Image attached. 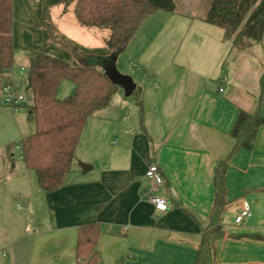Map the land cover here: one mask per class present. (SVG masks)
<instances>
[{"label":"crops","instance_id":"1","mask_svg":"<svg viewBox=\"0 0 264 264\" xmlns=\"http://www.w3.org/2000/svg\"><path fill=\"white\" fill-rule=\"evenodd\" d=\"M44 2L54 27L70 24L62 35L70 43L105 46L93 40L100 30L78 21L74 2ZM204 17L177 7L142 22L138 37L116 59L117 67L130 48L126 74L135 76L137 94L125 97L120 88L108 107L87 118L70 172L53 192L39 187L19 151L17 164L7 149L30 135V111L20 114L29 108L0 106V157L11 153L7 165H0V264H75L77 230L92 223L100 227L95 249L101 264H193L209 225L216 163L233 148L230 130L238 112L256 109L264 71V34L258 44L231 50L223 30ZM33 19V0H12L14 62L1 84L13 82L21 92L27 91L28 54L42 43ZM72 57L82 59L77 51ZM63 82L57 92L62 96L73 89ZM152 164L162 174L165 212L155 211L143 194ZM224 181V236L211 244L210 264H264V239L250 237L264 238V126L252 150L227 161ZM244 205L250 215L235 224Z\"/></svg>","mask_w":264,"mask_h":264},{"label":"trees","instance_id":"2","mask_svg":"<svg viewBox=\"0 0 264 264\" xmlns=\"http://www.w3.org/2000/svg\"><path fill=\"white\" fill-rule=\"evenodd\" d=\"M78 21L109 35L103 48H82L59 36L50 20L44 0H33V27L42 33L40 47L28 54L27 90L33 96L29 109L34 131L18 142L20 156L36 174L39 187L49 193L63 186L70 172L74 152L88 117L109 106L120 88L111 83L104 72L84 58H107L123 51L138 34L142 22L152 13H175L177 0H70ZM204 22L223 30L231 50L238 51L258 44L264 34V0H212ZM12 0H0V87L2 74L11 69L14 50L11 36ZM71 48V49H70ZM82 59L76 62L72 52ZM62 81L73 85L62 99L57 92ZM260 94L253 112L240 110L230 130L234 145L226 158L216 163L213 175L214 202L209 225L204 230L193 264H210L211 244L224 236L221 215L227 205L225 171L227 161L240 150H252L257 132L264 126L260 113V97L264 92V71L259 80ZM137 91L133 93L136 95ZM100 227L85 224L77 230L75 264H101L96 252ZM252 238L264 239L257 234Z\"/></svg>","mask_w":264,"mask_h":264},{"label":"built area","instance_id":"3","mask_svg":"<svg viewBox=\"0 0 264 264\" xmlns=\"http://www.w3.org/2000/svg\"><path fill=\"white\" fill-rule=\"evenodd\" d=\"M19 71L24 72V69L21 68ZM221 81L223 83L224 79ZM32 105L33 96L30 91H19L18 85L13 82L4 83L0 87V106L8 108L13 112H17L21 107L30 109ZM15 149L19 152L21 150L19 145H16ZM145 178L148 182L143 192L146 199L152 204L155 211H167L169 208V200L168 197L162 193L163 178L159 167L156 164L150 165L145 172ZM249 215V210L247 206L244 205L235 217L234 223H242V221Z\"/></svg>","mask_w":264,"mask_h":264},{"label":"rangeland","instance_id":"4","mask_svg":"<svg viewBox=\"0 0 264 264\" xmlns=\"http://www.w3.org/2000/svg\"><path fill=\"white\" fill-rule=\"evenodd\" d=\"M211 2H212V0H190V2L189 3H187L186 1H184V0H177V7H178V9H180V10H188L189 11V13H195V14H198V15H206V13L208 12V10H209V8H210V5H211ZM189 5V6H188ZM56 27V26H55ZM56 30H57V33H59L61 36L62 35H65V34H63V33H67L68 31H71L70 30V24L69 23H62V25H61V28H59V27H56ZM108 34H109V32L107 31V30H103V31H98L97 33H96V35H94V39L93 40H96V43H99L101 46L100 47H103L104 45H105V43H104V39H106L107 37H108ZM140 36V35H139ZM66 38H67V36H65ZM137 37H138V34H137ZM136 37V38H137ZM71 49V48H70ZM74 53H75V51H73ZM131 50H130V48L128 47V49L125 51V52H123L122 54H121V56H120V58H119V61H118V63H117V69H118V71L121 73V74H124V75H128V74H126V73H129V72H127V70H126V66H127V64H130L131 63V60H132V58H128V56H131ZM134 56H135V54H134ZM85 60H87V59H85L84 58V61ZM25 72L27 73V68H25ZM128 76H130V75H128ZM132 79H133V81L135 82V80H136V78H135V76H130ZM63 83H68V84H71V83H69L68 81H64ZM68 95V94H67ZM67 95H64V96H62L61 95V93H60V91H59V93L57 94V97L58 98H60V99H62L63 97H65V96H67ZM130 98H133L132 96H130ZM25 113H29V110H27V109H22L21 110V112H20V114L22 115V116H24L25 115ZM28 117H29V119H28V121H26V122H28V124L32 127V130H31V132H29L30 134L31 133H33V131H34V123H33V117H32V115L31 114H28ZM29 135V134H28ZM0 151L2 152V149H1V146H0ZM12 154L14 155V159H15V162L17 163V164H19L21 161H20V158H19V152L15 149V148H12ZM10 151V152H11ZM7 151H6V154L4 155H2V158L0 157V165L1 164H3V162L2 161H4V163L6 162V164L5 165H7V161H8V158L10 157V154L11 153H8V157L6 156L7 155ZM1 154V153H0ZM2 166V165H1Z\"/></svg>","mask_w":264,"mask_h":264},{"label":"water","instance_id":"5","mask_svg":"<svg viewBox=\"0 0 264 264\" xmlns=\"http://www.w3.org/2000/svg\"><path fill=\"white\" fill-rule=\"evenodd\" d=\"M116 59L117 54L107 58L87 57L85 64L99 67L111 83L122 89L125 97H130L136 89V84L130 76L121 74L118 71ZM78 165L82 171H85L88 167L84 163H79Z\"/></svg>","mask_w":264,"mask_h":264}]
</instances>
